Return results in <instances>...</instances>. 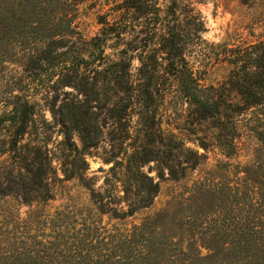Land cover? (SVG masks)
<instances>
[{
    "label": "trees",
    "instance_id": "trees-1",
    "mask_svg": "<svg viewBox=\"0 0 264 264\" xmlns=\"http://www.w3.org/2000/svg\"><path fill=\"white\" fill-rule=\"evenodd\" d=\"M201 1L117 0L86 38L80 6L99 0H0V201L54 199L57 160L99 214L123 221L150 207L161 182H179L206 158L164 125L179 100L187 140L203 150L235 154L246 111L264 142V36L208 44ZM209 48L230 68L205 86L190 57ZM203 126L213 132L199 134ZM54 132L62 139L51 148ZM93 150L109 165L99 188L86 176ZM244 173L234 185L192 186L130 226L100 220L70 236L54 220L13 225L0 212V264H264V160Z\"/></svg>",
    "mask_w": 264,
    "mask_h": 264
},
{
    "label": "rangeland",
    "instance_id": "rangeland-1",
    "mask_svg": "<svg viewBox=\"0 0 264 264\" xmlns=\"http://www.w3.org/2000/svg\"><path fill=\"white\" fill-rule=\"evenodd\" d=\"M115 1L117 0H99L93 8H88L86 5L80 6L77 25L84 37L90 38L98 32L101 25L97 22V16L109 12L108 8ZM196 9L201 13L205 22L204 39L214 47L222 43L253 41L264 36V21L262 19L264 0H247L246 2L242 0H204L196 4ZM108 14L109 18L113 17V13ZM209 51L210 53L203 56L200 61L190 57L195 62V66L201 70L202 83L205 86L222 82L230 68L228 64L216 58V55L213 54L214 49L209 48ZM106 53L114 57L116 49L108 47ZM136 66L137 62L134 61L133 67ZM186 113V104L181 100L173 103L170 125H164L180 138H186L187 146L197 149L199 152H205L206 158L195 169L187 170L186 175L178 179L179 182H161L160 193L153 204L138 211L134 216L118 221L110 218L107 214H99L90 200L89 190L80 184L76 177H65L62 172L63 167L57 160L54 161L57 168V178H54L56 180L54 182V199L47 202H33L31 205L21 204L14 200L0 201V212L4 211L13 225L22 226L31 218L54 220L56 224L62 225V233L67 236L76 231L82 232L81 228L84 226L98 225L100 220L102 224L108 223V226L122 222L124 225L130 226L133 222L137 223L146 215L163 208L169 201L173 200V197L186 194L192 186L203 181L210 180L218 186L239 183L240 180L244 179V167L246 165L259 160V158L264 160V142L258 140L254 132L255 126L257 124L259 126V122L257 123L255 120L252 111H246L240 117L241 136L236 140L238 149L232 155L224 153L215 145H210L207 150H203L197 144L188 141L186 134L189 126ZM45 115L49 118L47 111ZM207 128V126L201 127L200 130L202 131H199V134H203L202 132ZM207 132L211 134L213 129H207ZM5 135L6 131L0 128V146ZM192 136L194 137V135ZM60 139H62V135L54 132L49 146L54 148L55 141ZM75 140L79 143L76 137ZM73 155L71 153L70 159L73 158ZM101 157L102 151L98 150L86 158L89 163L86 176L95 182L96 188L101 187L109 167L102 161ZM6 158V154L0 153V165L6 161ZM65 160V167L67 168V158ZM151 174L154 175L153 172Z\"/></svg>",
    "mask_w": 264,
    "mask_h": 264
}]
</instances>
